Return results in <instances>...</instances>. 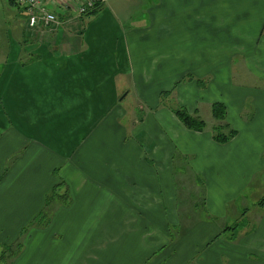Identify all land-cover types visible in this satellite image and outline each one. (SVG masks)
I'll return each instance as SVG.
<instances>
[{
	"label": "crops",
	"instance_id": "0c3cea01",
	"mask_svg": "<svg viewBox=\"0 0 264 264\" xmlns=\"http://www.w3.org/2000/svg\"><path fill=\"white\" fill-rule=\"evenodd\" d=\"M131 3L105 0L89 22L50 4L61 24L32 31L0 0V264H264V195L258 228L224 233L264 183V88L249 84L264 76L235 72L215 33L263 30L264 0Z\"/></svg>",
	"mask_w": 264,
	"mask_h": 264
},
{
	"label": "rangeland",
	"instance_id": "374dc122",
	"mask_svg": "<svg viewBox=\"0 0 264 264\" xmlns=\"http://www.w3.org/2000/svg\"><path fill=\"white\" fill-rule=\"evenodd\" d=\"M107 3L111 7V9L117 8V11H119V12L124 11V9L126 10L127 7H130V5L132 4L131 0H107ZM216 3H217V0H216ZM89 16L90 15L87 16L88 18L85 17L87 22L90 21V17ZM196 17H198V15H196ZM200 17L203 20H205L206 17H207L206 12L203 13V15H201ZM72 21H73L72 23H74V21H76V20L73 19ZM220 28L222 29L224 27H220ZM262 31H263V34H262ZM215 33L219 35L220 41L223 40L222 42H220L219 47H218L219 49H217L216 52H218L219 56H221V55L228 56L229 55V57H231V56L235 57V60H236L234 62L235 63V68H234L235 72H239V71H253L257 75L260 74V75L264 76V57L261 58V59L259 57H256L257 51H259V49L260 50L264 49V47H263L264 46V27H263V30H261V31L259 30V31H256V32H250V31L249 32H241V31H238V30L229 31V32H226V31L225 32H221L220 31V34L224 36L223 39L221 38V35L219 34V32H215ZM227 35H229V36L227 38H225V36H227ZM247 41H251V43H252V48L250 50V52L252 51V53L248 52V49H247V46H246ZM257 42L258 43L260 42L259 46H258ZM235 80L240 82V83H243V78L235 77ZM198 81H202L205 86H208L209 82H210V80L206 79V78H200ZM249 84L251 86H255V87L263 89L264 88V79H260L258 77V79L256 81H253L252 83H249ZM186 87H190V86H186ZM187 100L189 102H191L194 99L191 98L190 95H189V96H187ZM174 101L175 100H173V102ZM196 103H198V102H196ZM201 104L202 103H200V105ZM180 108H183V109H185L188 112V110L185 107V105L184 106L183 105L182 106H178V105L176 106L177 110L180 109ZM200 108H203V109H201V111H203V112H201L203 119L205 121H209L208 123H210L211 122V110L209 109V115H207L206 111H208V108L205 107V106L204 107H200ZM192 116L196 117L195 114L192 115ZM178 176L179 175H177V177ZM263 184L260 183V181L257 180L254 183V188L255 189H259L260 192H255L254 190H249L246 193L247 196H248V198L246 199V201H247L246 203H247V206L250 207L251 213L248 214V217L241 218L240 221L238 220L239 221L238 224L240 225L238 230L240 231V229H241V232H240L241 234H243V230L244 229H242V228H243V224H244L245 221H246L245 226L249 225L248 228H246V230H248V232L258 228L259 224L256 223L254 220H256V218H257L256 217L257 216L256 213L259 211V209H261L260 205L257 204V202L259 201L260 197L262 198V196H260V195L261 194L264 195V185ZM192 187L190 186V188H192ZM187 188H189L188 185H187ZM194 194H195V190H194ZM249 196H252V198L249 197ZM256 196H259V197L257 198ZM235 208H236V210L239 211L238 207H235ZM235 208L228 207L226 209L227 210L226 213L228 214L227 221L230 220L231 222L229 221L228 223H231V225H232V222L236 221L235 219H237L236 215L234 214ZM219 221L222 222V219L218 220L217 223ZM253 223H255V225ZM221 224H223V223H221Z\"/></svg>",
	"mask_w": 264,
	"mask_h": 264
},
{
	"label": "built area",
	"instance_id": "2783aa9c",
	"mask_svg": "<svg viewBox=\"0 0 264 264\" xmlns=\"http://www.w3.org/2000/svg\"><path fill=\"white\" fill-rule=\"evenodd\" d=\"M23 10L27 17L28 28L37 29L40 25L48 28L60 25L61 22L54 10L57 8L71 11L77 18L86 16L90 11L102 7L105 0H8Z\"/></svg>",
	"mask_w": 264,
	"mask_h": 264
},
{
	"label": "trees",
	"instance_id": "16d2710c",
	"mask_svg": "<svg viewBox=\"0 0 264 264\" xmlns=\"http://www.w3.org/2000/svg\"><path fill=\"white\" fill-rule=\"evenodd\" d=\"M99 7L93 11H97ZM93 11H90L91 14ZM89 13L87 15H89ZM175 116L180 120V122L190 131L202 133L206 129V123L200 119L199 117H194L190 115L185 109L180 108L173 110ZM212 116L214 120H216L217 125L213 128V139L219 145H227L232 142L235 137L237 136V132L230 127L229 124L226 123L227 117V108L222 103H215L212 106ZM54 197H59L58 195L54 194L50 197L51 200ZM62 198V197H60ZM44 219V216H40L38 222ZM240 225L236 224L234 227L227 228L225 232L231 231L230 240L235 239L238 234V229Z\"/></svg>",
	"mask_w": 264,
	"mask_h": 264
}]
</instances>
